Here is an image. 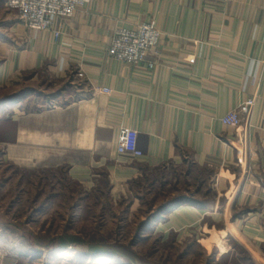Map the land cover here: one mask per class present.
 Instances as JSON below:
<instances>
[{"label": "crops", "instance_id": "obj_1", "mask_svg": "<svg viewBox=\"0 0 264 264\" xmlns=\"http://www.w3.org/2000/svg\"><path fill=\"white\" fill-rule=\"evenodd\" d=\"M13 12L0 83L31 89L44 74L65 87L56 96L65 101L28 113L16 105L0 119L8 160L65 169L84 191L104 184L114 198L148 172L205 171L214 200L172 201L151 234L185 239L214 229L219 240L264 253V0H92L49 31L14 22ZM151 21L161 34L145 62L107 56L116 29ZM250 98L240 126L221 122ZM122 127L137 131L140 156L117 153Z\"/></svg>", "mask_w": 264, "mask_h": 264}, {"label": "rangeland", "instance_id": "obj_2", "mask_svg": "<svg viewBox=\"0 0 264 264\" xmlns=\"http://www.w3.org/2000/svg\"><path fill=\"white\" fill-rule=\"evenodd\" d=\"M4 3L0 0V63L12 40L10 19L16 18ZM14 22L21 23L18 17ZM31 86L0 83V119L16 105L28 113L65 101L56 97L65 87L47 75H36ZM2 133L0 128V264H264V253L252 255L233 238L219 240L214 229L185 239L151 234L149 226L165 218L172 201L214 200V175L166 167L148 172L129 185V193L114 198L104 184L84 191L65 169L18 166L8 160ZM93 250L99 254L91 256Z\"/></svg>", "mask_w": 264, "mask_h": 264}, {"label": "built area", "instance_id": "obj_3", "mask_svg": "<svg viewBox=\"0 0 264 264\" xmlns=\"http://www.w3.org/2000/svg\"><path fill=\"white\" fill-rule=\"evenodd\" d=\"M92 0H5V6L17 12L21 23L34 31L51 30L57 18L71 17L82 6ZM160 30L154 22H146L135 28H118L111 36L107 56L117 61L127 63L145 62L148 54L156 47ZM57 33L55 34V36ZM152 67V63H148ZM103 92L109 89L102 88ZM254 99L250 98L238 107L226 113L221 122L230 127H238L249 117ZM137 131L130 127L119 130L116 151L120 155L137 157L142 152L137 148ZM13 264V263H10Z\"/></svg>", "mask_w": 264, "mask_h": 264}]
</instances>
